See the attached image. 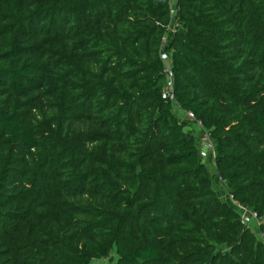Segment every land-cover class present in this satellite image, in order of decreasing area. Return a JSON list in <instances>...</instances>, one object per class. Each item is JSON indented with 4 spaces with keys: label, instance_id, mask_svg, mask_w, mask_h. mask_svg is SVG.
I'll list each match as a JSON object with an SVG mask.
<instances>
[{
    "label": "trees",
    "instance_id": "16d2710c",
    "mask_svg": "<svg viewBox=\"0 0 264 264\" xmlns=\"http://www.w3.org/2000/svg\"><path fill=\"white\" fill-rule=\"evenodd\" d=\"M171 5L0 0V264H264V0Z\"/></svg>",
    "mask_w": 264,
    "mask_h": 264
},
{
    "label": "built area",
    "instance_id": "2783aa9c",
    "mask_svg": "<svg viewBox=\"0 0 264 264\" xmlns=\"http://www.w3.org/2000/svg\"><path fill=\"white\" fill-rule=\"evenodd\" d=\"M169 5H170L169 12H170V14L173 15L174 11H173V8H172V5H171V0H169ZM177 24H178V22L173 21V20L171 21V23L168 26L169 28H168L167 34L165 33L163 35V37L161 38L163 43L166 42V40L169 38L171 32L178 28ZM159 56L162 59L163 64H164L163 67H162L164 80H163V83H162V86H161V89H160L161 96L164 97V98H167L170 101L172 110L174 112H176L178 114L181 113L182 116H185L187 118H191L192 117L191 111L181 109L179 103L175 99H173V95H172V76H171V71H170V64H169L168 55L161 50L159 52ZM195 122L200 124L198 120H196ZM210 148H211V143L208 140L206 134L203 133V135L201 136L200 153L202 155H204V153H206L207 150L210 149ZM232 203H233V205L235 207L238 206L241 209V210L239 209V212H240V217L243 220H245V219L248 220L251 216L253 218L255 217L254 213H252V212L251 213L249 212V214H247L245 208L241 207L237 202L232 201Z\"/></svg>",
    "mask_w": 264,
    "mask_h": 264
},
{
    "label": "rangeland",
    "instance_id": "374dc122",
    "mask_svg": "<svg viewBox=\"0 0 264 264\" xmlns=\"http://www.w3.org/2000/svg\"><path fill=\"white\" fill-rule=\"evenodd\" d=\"M177 27H180L178 24H177ZM163 80H164V78H163ZM180 113V112H179ZM182 118L183 117H185V116H182V114L180 113L179 114ZM196 124V128L198 129L197 131H199L200 130V125L198 124V123H195ZM197 131H195V132H197ZM198 133V132H197ZM205 164H206V166H207V169L209 170V171H212V169H213V165H212V163L210 162V161H208V160H205ZM213 187H214V189H215V191H216V193H217V195L220 197V198H224V199H226L227 200V198L229 199V201H230V203L233 201V200H231L230 198H229V196L227 195V192L225 191V189H224V186H223V182L220 180V179H218V178H216V181L213 183ZM227 197V198H226ZM238 207V206H237ZM237 207H235V208H237ZM239 207L237 208V210L239 211ZM241 210V209H240ZM255 219V218H254ZM246 220V219H245ZM244 220V221H245ZM251 222V221H250ZM254 222V221H253ZM255 223L257 224V221H255ZM90 264H110V262L108 261V259L107 258H100V259H97V260H94V261H92Z\"/></svg>",
    "mask_w": 264,
    "mask_h": 264
}]
</instances>
